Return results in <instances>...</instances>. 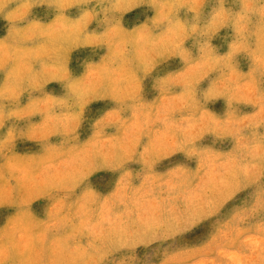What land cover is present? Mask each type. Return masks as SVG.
<instances>
[{"label": "rangeland", "instance_id": "obj_1", "mask_svg": "<svg viewBox=\"0 0 264 264\" xmlns=\"http://www.w3.org/2000/svg\"><path fill=\"white\" fill-rule=\"evenodd\" d=\"M264 264V0H0V264Z\"/></svg>", "mask_w": 264, "mask_h": 264}, {"label": "snow or ice", "instance_id": "obj_2", "mask_svg": "<svg viewBox=\"0 0 264 264\" xmlns=\"http://www.w3.org/2000/svg\"><path fill=\"white\" fill-rule=\"evenodd\" d=\"M148 264H151V262H148Z\"/></svg>", "mask_w": 264, "mask_h": 264}]
</instances>
